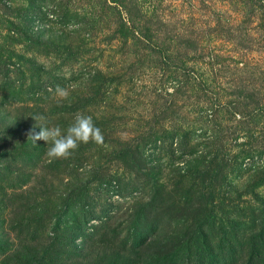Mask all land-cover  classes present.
Returning <instances> with one entry per match:
<instances>
[{
  "label": "rangeland",
  "instance_id": "obj_1",
  "mask_svg": "<svg viewBox=\"0 0 264 264\" xmlns=\"http://www.w3.org/2000/svg\"><path fill=\"white\" fill-rule=\"evenodd\" d=\"M0 264H264V0H0Z\"/></svg>",
  "mask_w": 264,
  "mask_h": 264
},
{
  "label": "clouds",
  "instance_id": "obj_2",
  "mask_svg": "<svg viewBox=\"0 0 264 264\" xmlns=\"http://www.w3.org/2000/svg\"><path fill=\"white\" fill-rule=\"evenodd\" d=\"M70 28L72 25L69 26ZM55 96L59 100H66L69 96L67 89L57 86ZM38 121L40 131L33 128L29 133V140L34 142L43 140L50 145L47 148L46 156L49 160L68 159L72 153L78 149L81 143L87 144L95 142L96 144L104 143V136L99 127L94 123L91 115L77 113L74 121L66 128L60 126H44L39 123L40 118L34 117Z\"/></svg>",
  "mask_w": 264,
  "mask_h": 264
}]
</instances>
